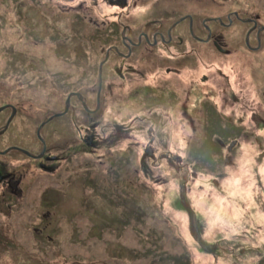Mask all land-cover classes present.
I'll return each mask as SVG.
<instances>
[{
	"label": "rangeland",
	"instance_id": "1",
	"mask_svg": "<svg viewBox=\"0 0 264 264\" xmlns=\"http://www.w3.org/2000/svg\"><path fill=\"white\" fill-rule=\"evenodd\" d=\"M127 1L125 6H114L106 0H46V6L54 7L55 12L60 11L62 4L68 7L67 11H60L61 16L52 17L44 16L45 11L40 10L42 0H0V81L3 87L9 83L16 85L13 90L0 92V129L13 112L7 128L0 134V150L14 145L27 151L14 159L12 149L0 154V230H5L8 239L13 238L9 225L14 224V216L25 213L36 231L24 245L17 239L11 240L16 243L13 252L0 249V264H264V134L246 135L251 131L247 127L254 125L249 107L240 110L219 106L218 113H209L210 133L204 139L198 134L185 135L182 128L189 129L186 120L171 113V117L177 116L176 122L171 123L170 107L163 104L156 119L160 135L152 145L161 152L169 150V156L159 163L149 161L146 171L141 160L148 138H129V150L127 140L116 138L110 148L101 146L100 160L87 153L89 167L81 166V176L67 177L59 186L49 184L51 179H43L40 189L26 192L27 182L18 188L8 185L6 180L11 178V174L6 176L8 171L22 173L26 181L38 169L34 165L18 168V164L28 162L44 138L52 137L60 128L59 137L77 138L73 119L85 121L91 114L70 93L82 90L87 106L92 107L94 92L87 87L92 85L89 79L95 75L92 60L102 59L104 41L88 35L93 32L95 21L100 24L104 21V28L111 19L172 20L190 9L201 16L219 14L223 18L228 11L238 10L264 24V0ZM76 3L81 7L75 11ZM48 19L53 20L54 30L49 31L53 43L43 49ZM246 26L239 23L235 31H222L225 44L239 54L241 61L204 49L209 51L210 61L221 64L226 71L235 65L246 75L249 65H253L250 51L243 43ZM74 31L81 35L75 36ZM31 36L38 38L39 47ZM251 40L253 43V36ZM90 44L94 45V55ZM30 50L33 53H28ZM251 56L262 60L258 71L264 72V52ZM244 57L248 59L242 61ZM61 63L63 71L53 68H60ZM169 65L170 60L165 59L159 66L150 62L145 69L149 72L161 69L164 73ZM45 84L55 87L61 100L67 97V103L70 96L73 107L68 110L63 102L61 112L54 114L60 117L50 116L40 124L41 113L37 112L36 121H30L25 110L36 112L33 99H38L39 93L49 92L50 89L40 88ZM5 103L25 107L14 111L10 106V111ZM103 108L105 112L100 117L105 123L119 112L122 118L127 116V121L136 114L148 115L149 109H153L122 101ZM218 115L220 123L227 117L236 120L241 116L244 132L219 135L217 123L211 121L218 119ZM260 115L257 128L264 131L261 122L264 111ZM202 124L196 123L198 128ZM217 136L223 145L215 144ZM176 159L182 160L183 165H176ZM61 164L67 166L68 162ZM87 186L90 191L85 190ZM77 223L83 226L81 232ZM85 226L89 230L83 232ZM197 235L201 236V243ZM204 244H212V248L205 250Z\"/></svg>",
	"mask_w": 264,
	"mask_h": 264
},
{
	"label": "flooded vegetation",
	"instance_id": "2",
	"mask_svg": "<svg viewBox=\"0 0 264 264\" xmlns=\"http://www.w3.org/2000/svg\"><path fill=\"white\" fill-rule=\"evenodd\" d=\"M106 1L114 6L117 4L125 6L128 3L127 0ZM46 3L42 0L40 10L42 12L47 10L46 14L52 17L61 16L60 11L68 10V7L62 4L60 11L55 12V8L46 6ZM76 4L78 7L74 8L75 11L81 7L79 3ZM32 5L34 4L32 3ZM50 8H53V11ZM48 20L50 24H48L45 32L46 35L42 37L45 44L43 49H47L46 47L53 43L49 35V31L51 29L54 30L52 26L53 20ZM103 23L104 21L102 24L95 21L93 32L88 33L96 40H104L101 47L102 59L98 62L92 60L95 75L92 76V79H89L92 85L87 87L88 91L94 92L92 107L87 106L86 95L83 94L82 90L70 93V96L74 95L80 106L91 113L87 115L85 121L77 118L73 119L72 122L77 138L75 137L72 140L70 138L68 140L61 138L59 137L61 128L59 130L56 129L52 137L44 138L40 148L31 153L33 156H29L31 159L28 162L23 161L18 164V168L27 165H34L38 168L32 173L31 178L27 177L26 181H24L22 173H16V170L8 171L6 176L11 174V178L6 180L8 185L18 188V186H25L27 182L24 190L26 192L27 189H40L43 179H51L49 184L59 186L65 178L75 177L76 174H80L81 166L89 167V160L85 158L87 153H93L91 155L100 160L103 157L98 153L101 146L105 145L110 148L116 138L127 140L128 150L130 147L129 138H148L144 144V156L141 160L142 169L146 171L149 161L155 164L161 162L162 158L169 156L167 155L169 150L161 152L152 145L154 139L160 135L156 119L160 116V108L163 104L170 107V117L171 113L172 115L179 114L181 118L186 120L189 129L182 128V132L185 135L193 133L194 136L198 134V136L205 139L210 133L209 128H207L208 114L218 113L220 111L219 106L239 107L240 110L249 107L254 118V122H252L254 125L253 127H247L251 131L246 132V135L248 137L250 135L252 137L253 135L260 137L264 134L263 128H257L258 118L261 117L260 113L264 111V72L258 71L262 60L251 56L254 53L262 54L264 52V24L259 23L257 19L245 17L238 10L228 11L225 14V18H223V15L219 14L201 16L194 14L192 10L188 9L172 20L168 18L148 20L111 19L106 22L104 28ZM239 23L247 24L244 29L243 43L250 51V56H248L253 62V65H249L250 69L246 75L237 70L235 65L231 66L227 71L223 70L221 64L210 61L209 51L204 50L210 49L211 51L212 49L218 55L234 56L236 61H241L240 57L237 56L239 54L232 52L225 44L224 38H222L224 29L235 31ZM99 26L102 28L99 29ZM74 34L77 37L81 35L77 31H74ZM246 36L248 42L245 41ZM252 36L255 39L253 43L251 40ZM31 38L32 42L35 41L37 47H39L37 44L38 38L36 39L34 36H31ZM230 46L232 47V45ZM89 48L92 55H94V45L90 44ZM28 53H33V51L30 50ZM79 56L81 58V52ZM257 57L262 59L261 56ZM165 59H169L171 65L165 67L164 73H162L161 69L154 72H149V70L145 69L150 62L155 66H159L160 61ZM246 59L248 58L244 57L242 61ZM75 64L78 65L77 63ZM62 65L63 63H61L60 68L56 66H53V68L63 71ZM78 66L76 71L79 68ZM45 85L40 86V88L43 90L48 89L49 85ZM119 85L122 86L121 89L118 88ZM3 86L4 84L0 81V92L2 90H13L16 87L14 83H9L8 87ZM21 86L17 85V88ZM50 92L52 96H55L53 99L50 98ZM52 93L58 92L55 89L54 91L49 90L46 95L41 93L42 96L38 99H33L36 112L33 109H28L26 112V116L30 121L31 119L32 121L38 119L37 108L40 107H44L40 124L50 116L61 112L62 107L60 106L61 104L63 105V100L60 99V94L56 96ZM43 96L46 98H43ZM70 96L68 103L67 97L64 100L65 106L66 104L68 105V110L73 107L70 105ZM120 101L130 106L133 105L143 109L150 107L153 109H149L148 115L136 114L127 121H125L127 116L122 118L123 114L119 112V115H111L109 119L112 122L105 123L101 119L105 112L103 107L118 104ZM5 105H8L7 108L13 106L14 111L15 109L17 110L15 103L12 105L5 103ZM226 110L228 111V108ZM196 113L200 114L201 117L196 118ZM57 117L60 116L54 115L52 119ZM175 118L177 116L171 117V123L176 122ZM211 121L217 123L216 130L219 135L225 133H240L241 135L245 129L243 128L241 116L236 120L230 116L220 123L218 115V119L212 118ZM200 122L203 124L202 127L198 128L196 123L199 124ZM261 122L264 124V118H262ZM174 132L176 133V129H174ZM37 135L39 136L38 132ZM185 135L181 136L186 137ZM217 138H219L216 141L218 143L217 146L223 145L220 136H217ZM233 139L236 140L235 138ZM9 147H14L10 151H13V159L17 158L18 155L27 153L23 148L14 145ZM122 150L124 149L122 148ZM0 151L2 152L3 150ZM83 157L85 158L84 164L82 162ZM217 157L216 161L219 160L220 155ZM176 160H178L174 161L176 165H183L182 160ZM62 162H68V165L63 166ZM45 185H48V183ZM88 189L86 188L85 190L88 191ZM21 195V199H23L24 194ZM40 197L42 196L40 195ZM78 214L81 213L76 215ZM78 226L80 228L79 232H81L83 226L79 224ZM88 230L89 228L85 226L83 232Z\"/></svg>",
	"mask_w": 264,
	"mask_h": 264
},
{
	"label": "trees",
	"instance_id": "3",
	"mask_svg": "<svg viewBox=\"0 0 264 264\" xmlns=\"http://www.w3.org/2000/svg\"><path fill=\"white\" fill-rule=\"evenodd\" d=\"M44 2H46V0H44ZM50 10L53 11V8H50ZM50 10H49V12H50ZM46 11H47V10H45V13H44L45 16L49 15V14H46ZM59 22H61V21H59ZM59 22H58V23H59ZM34 88H35V86H34ZM48 89L54 91L55 87H50V86H49ZM52 94H55L56 96H59V93H52ZM49 95H50V98H52V99L55 97V96H52V95H51V92L49 93ZM39 96H42L41 93H39ZM43 98H46V97L43 96ZM63 102H64V99H63ZM19 105H20V104H19ZM24 107H25V106H23V104H22L21 107L17 106L16 108H17V110L21 111L19 108L23 109ZM35 108H36V107H35ZM43 108H44V107L37 108V109H38V113H41V117H42V115H43ZM9 109H10V111H11V108H9ZM28 109H29V108H26L25 112H27ZM215 144L218 145V143H215ZM84 161H85V160H84ZM83 166H84V165H83ZM179 167H180V166H179ZM77 175H79V174H76V176H77ZM80 176H81V174H80ZM86 180H88V175H86ZM86 188H89L88 191H90V188H91V187H90V186H87ZM39 203H40V200H39L38 204H39ZM28 219H29V217L26 216L25 213H22V214H20V215H18V216H14V224L11 222V224L9 225L11 231H13V233H14V237L11 238V239H8V238L5 236V234H4V232H3V231H5V230H3V231L0 230V249H1V250H3V249H4V251L7 250L8 253H9V252H13V251H12V247H15V244H16V243L12 242L11 240H15V239H17V240H19L21 243H23L22 245H24V244H26V241H27L28 239H32V236L34 235V233H35L36 231H35V229L29 224ZM12 220H13V218H12ZM39 232H40V231H39ZM3 238H6V239H5V242H3ZM47 238L50 239L49 236H47ZM29 246H31V245H29ZM2 252H3V251H2Z\"/></svg>",
	"mask_w": 264,
	"mask_h": 264
},
{
	"label": "water",
	"instance_id": "4",
	"mask_svg": "<svg viewBox=\"0 0 264 264\" xmlns=\"http://www.w3.org/2000/svg\"><path fill=\"white\" fill-rule=\"evenodd\" d=\"M245 41L246 42H248V38H247V36H246V38H245ZM14 109V108H13ZM12 115H13V112L11 113V115L8 117V119L6 120V122H5V124L3 125V127L0 129V134L1 133H3V131L7 128V126H8V124H9V121H10V119H11V117H12ZM14 147H9V148H7L5 151H0L1 153H5V152H7L8 150H10V149H13ZM184 200L182 199L181 200V203H183L184 204ZM184 206L186 207V205L184 204ZM187 208V207H186ZM188 211H189V209H187ZM197 238H198V241L201 243V236L200 235H197ZM205 250H207V249H210V248H212V244H204L203 246H202Z\"/></svg>",
	"mask_w": 264,
	"mask_h": 264
}]
</instances>
